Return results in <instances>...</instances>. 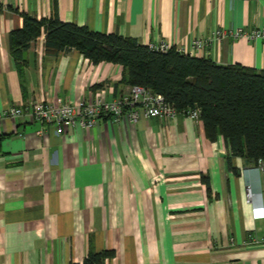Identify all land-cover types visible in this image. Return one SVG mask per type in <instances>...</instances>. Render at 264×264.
Here are the masks:
<instances>
[{"label":"crops","instance_id":"0c3cea01","mask_svg":"<svg viewBox=\"0 0 264 264\" xmlns=\"http://www.w3.org/2000/svg\"><path fill=\"white\" fill-rule=\"evenodd\" d=\"M23 15L264 72V39L214 37L264 28V0H0L1 114L130 89L120 65L46 54L44 33L19 74L9 33ZM0 137V264H82L104 251L113 252L104 264H264V242L250 241H264V218L252 213L264 208L263 174L209 140L200 120L100 118L57 135L22 116L0 120Z\"/></svg>","mask_w":264,"mask_h":264},{"label":"trees","instance_id":"16d2710c","mask_svg":"<svg viewBox=\"0 0 264 264\" xmlns=\"http://www.w3.org/2000/svg\"><path fill=\"white\" fill-rule=\"evenodd\" d=\"M22 27L9 33V49L19 74L23 52L45 35V53L57 56L76 50L93 65L122 67L121 82L160 94L175 108H198L207 138L221 137L232 157L257 166L264 161V72L240 65L218 66L210 59L152 51L136 39L102 34L57 17L23 15ZM1 139V137H0ZM113 252H88L82 264H104Z\"/></svg>","mask_w":264,"mask_h":264},{"label":"built area","instance_id":"2783aa9c","mask_svg":"<svg viewBox=\"0 0 264 264\" xmlns=\"http://www.w3.org/2000/svg\"><path fill=\"white\" fill-rule=\"evenodd\" d=\"M232 38L246 37L248 40L264 39V28L256 29L252 32H245L238 29L233 32L217 31L215 38L224 36ZM203 45L201 40H195L192 43L193 49H198ZM148 48L152 51L166 53L171 48L166 43L149 44ZM176 49V48H175ZM177 52L185 54L181 49ZM191 52L186 55L191 56ZM26 116L31 122L40 125L52 126L57 135H60L66 127L79 126L82 129L93 128L100 118H109L118 121L126 116L130 123L135 124L140 118L171 120L177 116H185L193 121L200 120V110L198 108H184L179 110L168 103L160 94L152 92L150 89L142 86L130 87L127 94H123L111 101H103L100 97L82 98L77 103L61 101L59 105L43 99L33 101L24 107H13L0 113V120L15 119ZM43 135V130L37 132ZM264 177V161H259L256 166ZM247 202H251L253 192L250 187L246 191ZM255 219L264 218V208L254 207L252 209ZM252 243L261 244L264 241H257L253 238Z\"/></svg>","mask_w":264,"mask_h":264}]
</instances>
